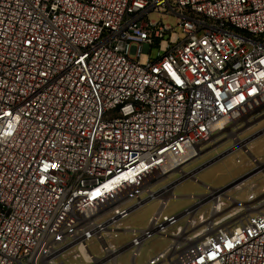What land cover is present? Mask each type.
<instances>
[{
	"label": "built area",
	"instance_id": "built-area-1",
	"mask_svg": "<svg viewBox=\"0 0 264 264\" xmlns=\"http://www.w3.org/2000/svg\"><path fill=\"white\" fill-rule=\"evenodd\" d=\"M263 116L264 0H0V264H137L155 238L145 264H264V195L233 220L210 187L202 224L165 213Z\"/></svg>",
	"mask_w": 264,
	"mask_h": 264
},
{
	"label": "rangeland",
	"instance_id": "rangeland-1",
	"mask_svg": "<svg viewBox=\"0 0 264 264\" xmlns=\"http://www.w3.org/2000/svg\"><path fill=\"white\" fill-rule=\"evenodd\" d=\"M236 136L240 143L237 144L232 135H225L208 145L184 168V172L180 174L182 177L173 190L177 199L169 200L165 213L175 215L192 205L196 211V220L203 219L201 222H205L211 214L210 200L206 196L207 188L210 187L225 191L219 216H232L233 220L236 218L235 214L255 204L256 201L248 202L249 195H264V116L242 128ZM178 178L179 174L171 175L161 186ZM158 207V200L148 203L131 214L124 226L146 228ZM128 239L129 236H125L121 241ZM169 242V239L162 238L148 241L137 257V264H145L151 256L163 251ZM120 262L130 264L129 254H124Z\"/></svg>",
	"mask_w": 264,
	"mask_h": 264
},
{
	"label": "bare ground",
	"instance_id": "bare-ground-1",
	"mask_svg": "<svg viewBox=\"0 0 264 264\" xmlns=\"http://www.w3.org/2000/svg\"><path fill=\"white\" fill-rule=\"evenodd\" d=\"M239 141H240V139H238V140L236 141V143H237V142L240 143ZM238 143H237V144H238ZM249 209L251 210V207H249ZM214 213H215V215H216V212H214ZM217 213L219 214V213H220V210H219ZM202 223H203V222H201L200 224H202Z\"/></svg>",
	"mask_w": 264,
	"mask_h": 264
}]
</instances>
